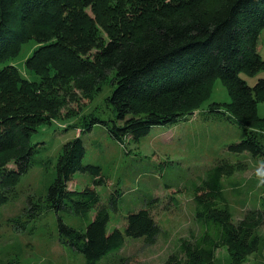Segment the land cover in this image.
<instances>
[{
	"label": "trees",
	"instance_id": "1",
	"mask_svg": "<svg viewBox=\"0 0 264 264\" xmlns=\"http://www.w3.org/2000/svg\"><path fill=\"white\" fill-rule=\"evenodd\" d=\"M263 28L264 0H0V172L13 184L27 171L30 137L55 109L49 91L28 83L14 64L26 44L33 45L24 62L28 70L70 82L85 95L100 91L112 74L105 101L114 116L109 133L119 142L127 137L137 141L151 127L191 114L207 98L211 82L220 79L230 101L210 104L209 111L237 121L245 134L229 150L264 160V116L257 113V104L264 103V79L249 86L240 77L264 70L256 48ZM80 120L82 132L101 122L94 114ZM83 155L80 134L63 143L55 177L39 207L86 222L76 229L60 221L62 242L78 251L84 264H98L119 250L125 237L154 243L161 229L150 202L127 212L122 231L107 232L119 192L102 203L95 187H67L77 171L90 174L94 184L104 182L98 166L82 164ZM226 165L231 164L212 165L193 183L195 218L202 228L198 225L190 239L182 238L164 264H216L215 251L223 245L234 257L227 264H240L257 250L264 203L233 221L222 185ZM125 258L115 264H136L137 259Z\"/></svg>",
	"mask_w": 264,
	"mask_h": 264
},
{
	"label": "rangeland",
	"instance_id": "2",
	"mask_svg": "<svg viewBox=\"0 0 264 264\" xmlns=\"http://www.w3.org/2000/svg\"><path fill=\"white\" fill-rule=\"evenodd\" d=\"M87 13L96 17L89 9ZM99 34L107 38L105 32ZM26 45L14 64L28 83L36 82L43 91H49L55 99V109L47 113V123L40 120L36 124L37 131L30 137L33 152L27 171L13 184L9 175L0 172V264H84L82 255L62 242L59 222L76 229H83L86 222L66 211L39 208L55 177L63 143L79 134L84 147L82 164L98 166L104 182L94 184L90 174L77 171L67 187L73 190L95 187L102 203L107 202L110 194L119 192L117 209L109 213L107 232L114 228L122 231L127 212L148 202L161 229L152 244L143 243L142 238L125 237L122 247L98 264H115L120 256L126 257L125 260L137 259L136 264H164L182 238L190 239L191 233L198 231V225L202 228L195 218L191 187L218 162L231 164L226 165L222 178L231 219L238 220L247 209L263 207L264 184L260 183L264 178L263 158L229 150L230 144L244 138L243 125L209 111L210 104L230 101L222 80L211 82L207 98L191 114L174 123L153 126L137 141L127 137L119 142L109 133L114 116L105 101L112 86V74H108L100 91L85 95L70 82L42 78L28 70L24 62L33 45ZM256 48L264 59V28ZM3 65L0 63V68ZM240 77L253 86L259 78L264 79V70L253 75L242 72ZM46 81L49 83L45 84ZM257 113L264 116V103L257 104ZM88 114H94L101 122L82 132L80 117ZM8 166L15 168L13 164ZM218 206L223 204L218 202ZM258 231L257 250L246 255L240 264H264V224ZM214 257L216 264L234 260L229 245L217 248Z\"/></svg>",
	"mask_w": 264,
	"mask_h": 264
},
{
	"label": "clouds",
	"instance_id": "3",
	"mask_svg": "<svg viewBox=\"0 0 264 264\" xmlns=\"http://www.w3.org/2000/svg\"><path fill=\"white\" fill-rule=\"evenodd\" d=\"M261 176L264 177V173H262ZM260 183L264 184V178L260 179Z\"/></svg>",
	"mask_w": 264,
	"mask_h": 264
}]
</instances>
